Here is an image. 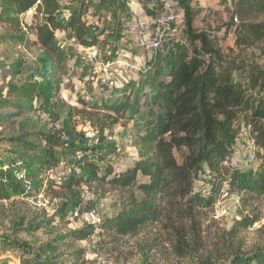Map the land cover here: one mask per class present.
I'll list each match as a JSON object with an SVG mask.
<instances>
[{
	"label": "rangeland",
	"instance_id": "obj_1",
	"mask_svg": "<svg viewBox=\"0 0 264 264\" xmlns=\"http://www.w3.org/2000/svg\"><path fill=\"white\" fill-rule=\"evenodd\" d=\"M125 1L127 10L117 17L98 4L93 7L88 21L99 37L96 47H76L67 36L58 34V40L69 54L66 74L55 76L58 84L50 106L44 107L35 101L32 108H25L21 113L13 107L5 89L31 81L42 83L44 78L39 72L46 54L43 48L32 44L35 24L28 14L21 16L20 26L0 20V89L4 90L0 96V175L11 167L16 182L22 183V175L15 173L12 164L19 160L26 162L34 153L25 152L21 143L41 145L40 136L63 131L66 120L77 131L76 144L81 149L73 151L63 147L60 165L54 169L48 183L39 184L45 179L41 175L36 184L38 188L33 192L30 190L25 196L10 199L0 198V264H20L21 252L11 247L13 242L28 243L38 249L60 235L81 230L91 233L87 240L75 242V249L84 253L76 257L70 250L65 256L66 264H202L206 260L221 264L237 249L251 252L264 247V196L256 200L245 194L223 196L211 208L179 201L166 209L161 222L146 232L113 240L101 225L121 211L126 191L98 182H83L71 192L60 185L48 191L50 183L61 181L65 185L72 177H84L91 163L100 168L99 176L106 165L116 173L131 167L137 154L134 138L145 129L142 117L149 113L148 106L158 111L154 100L150 99V91L154 92L162 79L160 69L168 47L159 51L156 58L152 56L147 50V39L140 37L137 25L143 21L140 18L145 21L155 16L162 0ZM234 1L192 0L196 16L192 34L205 37L206 43L192 40L184 24L182 35L174 37L180 42L176 41L174 46H185L191 59L202 63L204 68L209 63L218 68L230 63L244 64V73L250 66L264 69L260 46L238 48L235 41L227 40L225 30L233 32L238 24L232 19ZM178 5L183 14V6ZM2 10L0 0V16ZM207 20L212 26L203 32L200 24ZM124 51L129 52L131 58H126ZM115 60L128 61L136 68L126 80L117 78L120 84H130L131 103H140L138 116L133 121L128 119L132 110L118 116L94 108L110 99L109 89L100 85L97 76ZM49 75L48 79H54ZM103 127L106 129L102 133ZM61 135L64 140L68 139L64 133ZM175 155L183 164L188 151L178 150ZM232 162L244 169H256L258 164L264 163V152L253 146L248 133H243ZM22 167L18 172L23 171ZM196 179V191L204 194L209 189L207 178L200 174ZM65 204L67 215L62 219L59 213ZM96 217L101 218V223Z\"/></svg>",
	"mask_w": 264,
	"mask_h": 264
},
{
	"label": "trees",
	"instance_id": "obj_2",
	"mask_svg": "<svg viewBox=\"0 0 264 264\" xmlns=\"http://www.w3.org/2000/svg\"><path fill=\"white\" fill-rule=\"evenodd\" d=\"M176 2L183 6L181 14L188 36L206 43L205 37L192 34L195 17L192 0ZM1 3L0 20L15 26H20L21 16L35 9L29 16L35 24L32 44L43 48L46 54L39 72L44 78L42 83L31 81L5 89L6 96L12 99L13 107L20 113L25 108H32L35 101L41 102V106H50L58 84L55 76L66 74L69 54L58 40V34L67 36L76 47H96L99 37L88 21L93 7L98 4L117 17L128 6L125 0H1ZM232 4V19L237 18L239 22L236 25L232 22L234 33L225 30V35L233 33L238 48L260 46L264 56V0H235ZM176 41L171 40L163 56L161 81L154 92L150 91V99L154 100L158 111L148 106L149 113L142 117L145 129L137 139L134 138L137 154L133 165L121 173L106 165L99 176L100 168L91 163L84 177H72L65 185L61 181L50 183L48 188V191L54 190L55 185H60L71 192L83 182H98L126 191L121 211L105 219L101 225L113 240L146 232L161 222L166 209L179 201L211 208L223 196L245 194L251 200L264 196V163L258 164L256 169H244L232 162L243 133H248L253 146L264 152V69L250 66L244 73V64L235 66L230 63L222 68L209 63L204 68L202 63L191 59L185 46L175 47ZM49 74L54 79H48ZM129 86L124 84L109 89V101L94 108L118 116L132 110L128 119L133 121L138 116L140 103H131ZM3 94L4 90L0 89V96ZM105 129L101 128L102 133ZM61 132L68 137L67 140L63 139ZM61 132L42 134L41 145L21 143L25 152L34 155L26 162L19 160L12 164L15 173L23 176L22 183L16 182L11 167L1 171L0 198L10 199L25 196L30 190L33 192L41 175L45 179L39 184L48 183L54 169L60 165L63 147L81 151L76 144L79 135L71 128L69 120L64 122ZM182 149L188 151V156L180 164L175 153ZM20 166L24 172H18ZM200 174L208 180L209 189L204 194L198 193L195 187ZM67 207L63 205L59 213L62 219L67 215ZM89 234L86 230L71 231L38 249L28 243L13 242L10 245L21 252L20 264H66L65 256L70 250L76 257L84 253L75 249V242L87 240ZM202 264L216 263L206 260ZM221 264H264V247L251 252L237 249Z\"/></svg>",
	"mask_w": 264,
	"mask_h": 264
},
{
	"label": "built area",
	"instance_id": "obj_3",
	"mask_svg": "<svg viewBox=\"0 0 264 264\" xmlns=\"http://www.w3.org/2000/svg\"><path fill=\"white\" fill-rule=\"evenodd\" d=\"M160 11L150 18H146L145 21L140 22L138 26V33L142 39H147V50L152 56L156 57L157 53L164 47L170 45L171 40L177 35H182L184 26V18L181 14L180 6L174 0H162L160 2ZM35 9L28 11V15L32 16ZM235 23H238V19H234ZM209 21L206 26H210ZM236 37L233 34L232 41H235ZM127 55L126 58H131L129 52H122ZM137 61V59H135ZM131 70H136L134 66L128 61L115 60L108 63L105 66V71L99 73L97 76L98 82L101 86L113 90L120 88L124 84L118 83L117 78L126 80L129 78ZM263 152V151H261ZM81 157V156H80ZM23 178V176L21 177ZM97 222L101 223V218L96 217Z\"/></svg>",
	"mask_w": 264,
	"mask_h": 264
},
{
	"label": "crops",
	"instance_id": "obj_4",
	"mask_svg": "<svg viewBox=\"0 0 264 264\" xmlns=\"http://www.w3.org/2000/svg\"><path fill=\"white\" fill-rule=\"evenodd\" d=\"M193 4V3H192ZM193 6V5H192ZM132 11H134V9H132ZM137 13V12H136ZM141 14V13H140ZM146 18V17H145ZM147 18H149V17H147ZM195 18H196V16L194 17V21H195ZM140 20H143L144 21V18H140ZM209 22V20H207V21H204L202 24H200V26H202L201 28H199L201 31H203V32H207L206 30H208V29H210V27L212 26V23H211V25L210 26H206L205 28H204V26L203 25H206L207 23ZM220 36H222V35H220ZM225 36V35H224ZM228 38H227V40H228V42H232L233 43V41H232V37H233V33H229L228 35ZM214 38V37H213Z\"/></svg>",
	"mask_w": 264,
	"mask_h": 264
}]
</instances>
